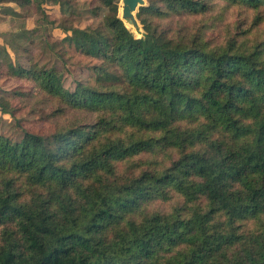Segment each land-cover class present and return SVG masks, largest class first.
<instances>
[{"label": "trees", "instance_id": "16d2710c", "mask_svg": "<svg viewBox=\"0 0 264 264\" xmlns=\"http://www.w3.org/2000/svg\"><path fill=\"white\" fill-rule=\"evenodd\" d=\"M99 1L82 41L54 30L98 62L91 84L7 64L62 123L0 132V264H264V229L246 228L264 226V0H147L141 37ZM241 8L255 26L225 25Z\"/></svg>", "mask_w": 264, "mask_h": 264}, {"label": "rangeland", "instance_id": "374dc122", "mask_svg": "<svg viewBox=\"0 0 264 264\" xmlns=\"http://www.w3.org/2000/svg\"><path fill=\"white\" fill-rule=\"evenodd\" d=\"M66 5L59 8L53 4H44V10L38 11L34 7L21 12L8 8V15L14 19L13 23L4 24L0 32V103L14 111L4 113L0 106V132L13 139L22 136L21 126L35 133L50 134L56 128V123H62V117L45 118L51 113L50 107L41 102V94H27L32 84L12 78L6 73L9 71V62L16 66L31 68L38 65L42 68H56L64 74V87L73 91L79 82L88 84L94 80L93 67L98 62L85 56L68 42L62 41L64 31L54 32L55 28H67L73 33L67 35L82 41L84 33L104 26V20L109 13V8L99 0H65ZM118 6V15L123 19V0L113 1ZM148 2L145 0L146 5ZM142 5V6H144ZM134 13L136 17L140 8ZM225 25L231 28L241 23L245 27L255 26V14L252 10L234 9L226 12ZM223 21V22H224ZM135 36L141 37L143 29L139 24L136 27L130 21L124 20ZM221 22H219V25ZM62 30V29H61ZM259 33H264V24L258 25ZM40 102V104H38ZM64 117V116H63ZM17 121L20 126L17 125ZM183 205L182 199L175 197L170 202H161L153 206L162 212H170L174 207ZM264 222V219H263ZM0 228V238L2 231ZM248 231L263 230L260 222L250 221L246 226ZM245 228V229H246Z\"/></svg>", "mask_w": 264, "mask_h": 264}, {"label": "water", "instance_id": "95a60500", "mask_svg": "<svg viewBox=\"0 0 264 264\" xmlns=\"http://www.w3.org/2000/svg\"><path fill=\"white\" fill-rule=\"evenodd\" d=\"M123 4V20H127L135 24L136 19L134 13L140 6L145 4V0H123Z\"/></svg>", "mask_w": 264, "mask_h": 264}, {"label": "crops", "instance_id": "0c3cea01", "mask_svg": "<svg viewBox=\"0 0 264 264\" xmlns=\"http://www.w3.org/2000/svg\"><path fill=\"white\" fill-rule=\"evenodd\" d=\"M8 8H12V10L14 9V10L19 11V12L22 11L21 8L15 3H8L4 6H0V30H2V27L4 24L7 25L9 22L13 23V21H14V19L11 17V15L6 14L7 13L6 10ZM0 32H2V31H0Z\"/></svg>", "mask_w": 264, "mask_h": 264}]
</instances>
